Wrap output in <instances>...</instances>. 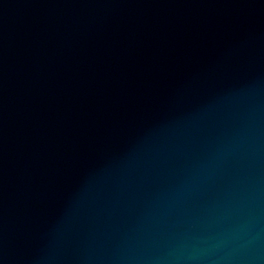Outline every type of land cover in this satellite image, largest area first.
<instances>
[{
  "label": "water",
  "instance_id": "obj_1",
  "mask_svg": "<svg viewBox=\"0 0 264 264\" xmlns=\"http://www.w3.org/2000/svg\"><path fill=\"white\" fill-rule=\"evenodd\" d=\"M0 264H264V0H0Z\"/></svg>",
  "mask_w": 264,
  "mask_h": 264
}]
</instances>
